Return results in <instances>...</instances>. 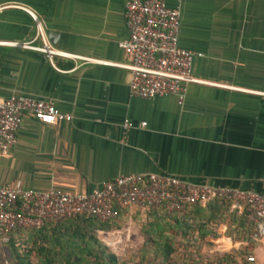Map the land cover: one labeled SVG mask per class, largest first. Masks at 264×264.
Segmentation results:
<instances>
[{
  "label": "crops",
  "instance_id": "1",
  "mask_svg": "<svg viewBox=\"0 0 264 264\" xmlns=\"http://www.w3.org/2000/svg\"><path fill=\"white\" fill-rule=\"evenodd\" d=\"M123 3L0 0V100L31 97L70 115L52 125L23 116L13 146L0 158V184L18 180L28 190L88 192L120 175L152 173L264 192V0H164L178 11L177 44L197 54L191 76L202 82L186 85L180 102L174 96H129L128 72L116 67L57 56L49 63L42 53L2 44L40 46L38 23L58 51L122 63ZM12 6L26 8L34 21ZM197 214L206 212L194 208L166 217L120 211L116 228L100 238L104 245L110 235L143 242L141 232L152 238L154 229H164L170 235L174 219L191 223ZM215 218V232L236 223L226 213ZM20 237L29 245L31 238ZM239 242H248L256 263L264 264V237L219 238L216 246L233 249ZM149 251L154 254L148 249L146 256Z\"/></svg>",
  "mask_w": 264,
  "mask_h": 264
},
{
  "label": "built area",
  "instance_id": "2",
  "mask_svg": "<svg viewBox=\"0 0 264 264\" xmlns=\"http://www.w3.org/2000/svg\"><path fill=\"white\" fill-rule=\"evenodd\" d=\"M12 7L23 10L34 21V16L26 8ZM122 16L127 37L118 44L124 58V62L119 64L52 48L38 23H35V37L39 39L40 46L2 44L42 53L49 63L53 56H57L125 70L129 76V96L140 99L174 96L180 102L186 85L202 83L191 76L192 59L197 54L177 44L178 11L175 8L167 7L164 0H124ZM25 115L44 125L70 120L69 114L57 111L52 103L44 100L25 96H9L0 100V158L6 156L13 146ZM122 125L128 126L126 121ZM213 201L227 205L229 211L243 214L250 228L249 242H257L264 237V192L190 184L173 176L146 173L120 175L99 183L88 192L56 188L28 190L18 180L0 184V245L7 243L14 229L37 230L44 224L81 215L103 222L115 220L120 211L143 216L152 210L179 214L192 206L203 207ZM120 243L110 235L105 245L116 248ZM231 249L227 244L218 250L228 252ZM233 249L242 251V264H257L248 242H239Z\"/></svg>",
  "mask_w": 264,
  "mask_h": 264
},
{
  "label": "trees",
  "instance_id": "3",
  "mask_svg": "<svg viewBox=\"0 0 264 264\" xmlns=\"http://www.w3.org/2000/svg\"><path fill=\"white\" fill-rule=\"evenodd\" d=\"M194 208L196 212H206L194 216L198 219L196 223L193 222L194 217H191V223L187 219H174L175 225H169L172 229L170 235H164V229H154L151 238L143 231V243L153 250L155 256H160L161 264H242V251L220 252L216 246L219 238L249 240L250 228L243 214L230 212L227 205L213 201L203 207L192 206L179 214L152 210L146 215L180 216ZM225 213L234 215L236 223L224 231L215 232L212 225H218L216 214L220 217ZM114 221L100 222L91 216L81 215L44 224L37 230L14 229L7 243L0 245V264H131L118 259L101 241L103 233L116 228ZM21 232L31 238L29 245L14 237ZM203 237L210 240L202 241ZM174 241L178 242L177 245H173Z\"/></svg>",
  "mask_w": 264,
  "mask_h": 264
},
{
  "label": "rangeland",
  "instance_id": "4",
  "mask_svg": "<svg viewBox=\"0 0 264 264\" xmlns=\"http://www.w3.org/2000/svg\"><path fill=\"white\" fill-rule=\"evenodd\" d=\"M22 232L16 234L14 237L16 239L22 240ZM136 238L128 240V241H122L116 248H110V252H112L118 259L128 261L131 264H161L160 256H155L152 251H149L150 255L146 256L147 252L145 250H148V246H146L143 242H140L139 238ZM177 241L173 242V245H177ZM137 249L142 250L143 255H140L137 251ZM83 263V262H82Z\"/></svg>",
  "mask_w": 264,
  "mask_h": 264
}]
</instances>
